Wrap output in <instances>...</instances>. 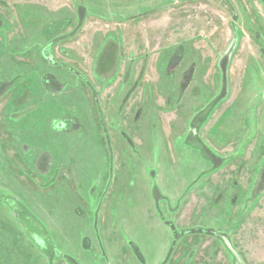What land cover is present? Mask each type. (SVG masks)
Listing matches in <instances>:
<instances>
[{"label":"rangeland","instance_id":"obj_1","mask_svg":"<svg viewBox=\"0 0 264 264\" xmlns=\"http://www.w3.org/2000/svg\"><path fill=\"white\" fill-rule=\"evenodd\" d=\"M264 264V0H0V264Z\"/></svg>","mask_w":264,"mask_h":264},{"label":"water","instance_id":"obj_2","mask_svg":"<svg viewBox=\"0 0 264 264\" xmlns=\"http://www.w3.org/2000/svg\"><path fill=\"white\" fill-rule=\"evenodd\" d=\"M226 246L227 248L230 250V252L232 253V255L234 256L237 264H245V262L242 260V258L240 257V255L237 253V251L233 248L232 244L229 242V240H225Z\"/></svg>","mask_w":264,"mask_h":264}]
</instances>
